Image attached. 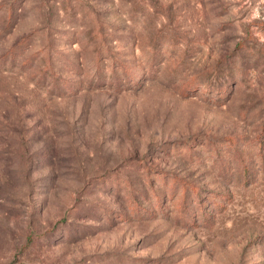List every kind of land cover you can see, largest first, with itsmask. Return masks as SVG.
I'll return each mask as SVG.
<instances>
[{
	"label": "rangeland",
	"instance_id": "1",
	"mask_svg": "<svg viewBox=\"0 0 264 264\" xmlns=\"http://www.w3.org/2000/svg\"><path fill=\"white\" fill-rule=\"evenodd\" d=\"M0 264H264V0H0Z\"/></svg>",
	"mask_w": 264,
	"mask_h": 264
},
{
	"label": "trees",
	"instance_id": "2",
	"mask_svg": "<svg viewBox=\"0 0 264 264\" xmlns=\"http://www.w3.org/2000/svg\"><path fill=\"white\" fill-rule=\"evenodd\" d=\"M111 82L115 83V84H119V81H117L116 79H112ZM222 210V209H221ZM221 212V211H219Z\"/></svg>",
	"mask_w": 264,
	"mask_h": 264
}]
</instances>
